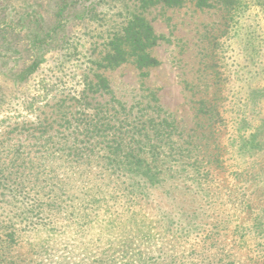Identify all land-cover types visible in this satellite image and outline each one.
<instances>
[{
  "label": "rangeland",
  "instance_id": "1",
  "mask_svg": "<svg viewBox=\"0 0 264 264\" xmlns=\"http://www.w3.org/2000/svg\"><path fill=\"white\" fill-rule=\"evenodd\" d=\"M133 14L169 38L152 50L160 65L146 77L132 64L98 72L129 104L143 89L155 90L187 126L193 110L182 79L193 75L204 26L214 23L222 37L217 52L232 76L230 129L223 132L215 186L147 194L113 166L76 164L62 154L44 160L48 149L94 130L87 127L90 116L73 110L74 99L85 74L95 80L90 62ZM223 16L161 0H0V264H124L138 249L152 250L155 260L162 239L180 254L221 244L232 253L227 264L264 260V233L258 235L264 230V0H246L228 29L220 28ZM89 94L95 108L114 102L102 92ZM255 133L261 150L248 146ZM94 141L80 145L99 150L101 139Z\"/></svg>",
  "mask_w": 264,
  "mask_h": 264
},
{
  "label": "trees",
  "instance_id": "2",
  "mask_svg": "<svg viewBox=\"0 0 264 264\" xmlns=\"http://www.w3.org/2000/svg\"><path fill=\"white\" fill-rule=\"evenodd\" d=\"M245 1L161 0L167 7L193 4L200 9H219L224 14L221 29L224 27L228 29L232 22H236ZM214 27V23L204 26V34L200 36L201 42L194 55L197 64L189 71L193 75L191 78L182 79L190 93L193 110L191 125H185L181 119H176L174 113L166 110L153 89H143V94H139L133 104L117 98L104 72H98L100 69L107 71L132 64L141 72L142 77H146L149 69L160 65L152 50L167 37L158 36L143 14H133L123 23L119 33L105 41L103 50L99 53L101 55L90 62L95 66L90 69V74L95 80L85 74L84 89L74 99L73 110L80 109L85 115L90 116V124L87 127L94 130L82 133V139L79 141L74 136L75 142L71 145L62 141L63 148L52 153H49L51 150L48 149L44 160L62 154L65 160L76 164L82 162L88 165L97 163L102 166H113L130 182L131 187H137L147 194L159 190L171 195L182 187L190 188L188 185L198 190L215 186L219 179L217 170L223 168L220 164L225 148V144H221L223 132L230 129L226 114L231 103L228 93L232 76L217 52L222 37L219 36L220 33H215ZM101 92L103 97L111 96L114 102L101 103L95 108L94 99L89 97V93L95 95ZM81 121L84 126V121L82 119ZM96 138L101 139L99 150L83 149L80 145L95 142ZM247 143L255 150H261L263 145L259 133L250 134ZM253 173L255 172H242L237 176L252 177ZM189 223L193 224L191 220ZM258 229L256 228L254 232L258 233ZM263 233L264 230L258 235ZM162 241L163 244L157 250L162 253L159 256L161 259L150 260L152 250L147 252L138 249L133 250L132 254L135 257H126L123 263L227 264L232 258V253L228 254L226 248L221 244L217 246L215 242L205 244L201 252L194 248L193 252L180 254L177 247L169 249L167 241L164 239ZM241 243L239 242V245ZM201 244L202 242L199 243ZM180 245L181 239L177 243L178 247ZM100 261L94 264H108ZM250 264H264V260L258 256L251 257Z\"/></svg>",
  "mask_w": 264,
  "mask_h": 264
}]
</instances>
